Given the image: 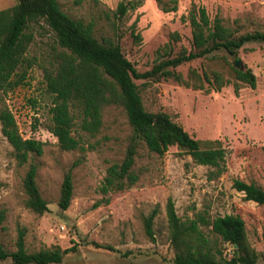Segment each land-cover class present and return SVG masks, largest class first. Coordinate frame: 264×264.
<instances>
[{
    "label": "rangeland",
    "instance_id": "rangeland-1",
    "mask_svg": "<svg viewBox=\"0 0 264 264\" xmlns=\"http://www.w3.org/2000/svg\"><path fill=\"white\" fill-rule=\"evenodd\" d=\"M16 0H0V9ZM119 1L137 3L121 17L112 13ZM62 11L91 22L98 39L117 43L124 57L141 72L149 69L158 55L173 56L191 46L190 27L185 17L192 7L202 6L209 19L214 16L237 29L264 31V0H57ZM174 10L162 11L161 5ZM26 55L32 59L22 83L6 92L0 90V106L12 113L23 138L41 141L40 155L30 154L18 164L12 148L0 133V244L14 251L18 231H23L26 252L73 247L59 263L48 264H174L165 217L167 197L177 216H191L193 209L208 208L209 215L237 214L244 222L247 239L264 252V205L243 198L232 188L233 179L252 182L264 190V43L251 41L236 50L239 67L255 76V86L232 84L209 92L185 87L172 79H133L142 105L149 112L163 111L196 139H217L224 147L225 171L207 180L208 168L192 162L189 155L169 146L162 155L149 152L139 142L133 170L138 180L120 191L101 193L106 167L121 161L131 128L122 107L106 105L101 126L94 134L78 131L80 148L61 150L48 131L51 95L45 89L44 69L60 48L51 32L33 25ZM176 32L177 39L171 37ZM138 34L139 39L132 35ZM165 55V54H164ZM164 56V57H166ZM233 56L223 49L174 68L186 76L189 68L201 73L217 69L229 75ZM234 66V65H233ZM235 67V66H234ZM29 163L36 166L35 183L47 210L38 214L25 205L22 180ZM70 170L72 195L65 210L58 206L64 173ZM107 199V202H104ZM97 202V206L93 204ZM152 239L145 232L144 219L150 211ZM224 253L230 245L222 243ZM0 264H15L8 257ZM33 264V263H27ZM257 264H264V258Z\"/></svg>",
    "mask_w": 264,
    "mask_h": 264
},
{
    "label": "trees",
    "instance_id": "trees-1",
    "mask_svg": "<svg viewBox=\"0 0 264 264\" xmlns=\"http://www.w3.org/2000/svg\"><path fill=\"white\" fill-rule=\"evenodd\" d=\"M156 1L160 4V0ZM136 5L132 1H119L112 13L121 17ZM161 9L174 10L175 5H161ZM181 20H187L190 27V48L182 47L173 56H166L167 53L163 52L149 69L139 72L124 57L117 43L107 38L98 40L91 22L84 23L82 19L71 17L60 9L57 0H16L11 6L0 9V90H12L25 78L32 64V59L26 55L32 39L30 29L38 25L51 32L60 48L54 51L49 67L43 72L45 89L51 95L47 128L56 138L58 147L61 150L80 148L75 134L79 130L91 135L96 133L102 123V108L106 105L122 107L131 128L121 161L106 167L99 187L101 193L124 190L136 183L138 173L132 166L140 141L149 152L157 155H162L169 146H176L189 155L192 162L208 168L207 180L216 179L225 171L226 151L220 141L193 138L165 112L145 110L133 79H172L185 87L206 92L219 91L230 83L235 92L241 84L254 88L255 76L248 68L229 64L228 76L217 69H203L199 73L195 68H189L185 77L174 68L219 49L235 57V62L236 50L244 43H264V31L237 33V29L225 25L217 16L210 20L202 6L192 7ZM170 35L178 38L176 32ZM132 36L139 39L137 33ZM0 133L11 146L18 164L26 162L30 154L40 155L42 152L41 141L23 138L19 134L14 117L6 106H0ZM262 148L264 150V146ZM35 173L36 166L29 163L22 180L25 205L42 214L47 206L36 186ZM231 186L242 192L245 200L264 205V190L254 183L233 179ZM71 195V173L67 170L59 190L58 206L61 210L67 208ZM97 205V202L93 204ZM156 212L153 208L144 219L145 232L151 239ZM165 217L174 264H257L264 258V252H258L250 245L244 222L237 214L211 217L208 208L203 207L193 209L191 216L181 218L175 213L172 199L167 197ZM2 219L0 211V223ZM222 243L230 245L229 253L223 252ZM15 247L14 251H6L0 244V260L9 257L15 264L59 263L64 254L74 250L73 247H54L26 252L21 230L15 239Z\"/></svg>",
    "mask_w": 264,
    "mask_h": 264
},
{
    "label": "water",
    "instance_id": "water-1",
    "mask_svg": "<svg viewBox=\"0 0 264 264\" xmlns=\"http://www.w3.org/2000/svg\"><path fill=\"white\" fill-rule=\"evenodd\" d=\"M239 64H240V61L237 59L234 63H233V65L235 66V67H239ZM235 246V245H234Z\"/></svg>",
    "mask_w": 264,
    "mask_h": 264
}]
</instances>
